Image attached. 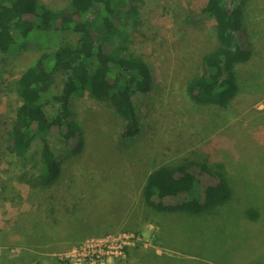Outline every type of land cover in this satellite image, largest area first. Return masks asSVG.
<instances>
[{"label":"rangeland","instance_id":"obj_1","mask_svg":"<svg viewBox=\"0 0 264 264\" xmlns=\"http://www.w3.org/2000/svg\"><path fill=\"white\" fill-rule=\"evenodd\" d=\"M122 1L136 9L134 21L123 27L129 48L148 63L152 76L150 90L133 95L141 130L125 139L122 119L104 103L87 92L71 99L81 137L69 146L59 134L48 137L62 165L66 206L78 208L71 223L76 227L59 238H45L47 207L39 188L27 183L38 170L28 167L21 180L7 145L20 103L16 80L42 52L74 35L59 34L44 48L0 51V229L6 236L22 220L27 231L26 242L0 245V264H88L73 259L80 256L74 248L124 234L130 237H123V254H112L105 264H264V0L244 1L253 52L236 64L238 91L225 105L195 103L186 91L187 82L204 71L201 56L215 42V20L203 12L207 0ZM41 2L62 9L71 0ZM61 84L59 78L53 91ZM55 108L48 103V115ZM39 145L30 152L33 161ZM188 159L223 165L232 199L202 215L145 206L148 174Z\"/></svg>","mask_w":264,"mask_h":264},{"label":"trees","instance_id":"obj_2","mask_svg":"<svg viewBox=\"0 0 264 264\" xmlns=\"http://www.w3.org/2000/svg\"><path fill=\"white\" fill-rule=\"evenodd\" d=\"M244 1L207 0L203 7V12L215 20V42L201 56L204 71L186 84L187 94L195 103L225 105L238 91L235 66L249 60L253 52L244 28ZM135 16V7L122 0H71L62 9L48 7L41 0H0L3 53L44 48L59 34L74 35V39L60 40L55 49L42 52L15 82L20 103L7 149L17 160L21 180L29 173L28 167L38 170L34 182L27 183L39 188L37 195L42 193L47 207L45 238H59L76 227L71 223L78 208L75 205L73 211L66 206L68 198L60 191L62 165L48 138L59 134L69 146L81 137L71 99L87 92L122 119L123 138L140 133L133 95L148 92L152 76L148 63L129 48L124 34L123 27ZM186 21L193 23L190 17ZM59 78L60 90L53 91ZM48 103L56 106L52 115L46 111ZM36 142L40 143L38 159L33 161L30 152ZM229 178L223 165H211L206 159L162 165L148 174L142 199L145 206L157 212L202 215L232 199ZM21 221L6 236L0 229V245L26 242L22 241L27 231L22 230ZM24 228L29 229L26 225Z\"/></svg>","mask_w":264,"mask_h":264},{"label":"built area","instance_id":"obj_3","mask_svg":"<svg viewBox=\"0 0 264 264\" xmlns=\"http://www.w3.org/2000/svg\"><path fill=\"white\" fill-rule=\"evenodd\" d=\"M128 235L130 234H124V236H119L118 238L106 236L104 238L86 240L83 245L73 249L72 252L80 254V256H76L73 259L76 261H86L88 264H105L112 254L115 256L123 254V247L126 245L124 238L130 237Z\"/></svg>","mask_w":264,"mask_h":264}]
</instances>
